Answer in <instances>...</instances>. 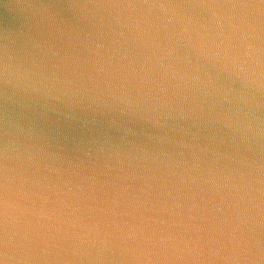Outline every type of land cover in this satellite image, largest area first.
Instances as JSON below:
<instances>
[{"label": "water", "instance_id": "95a60500", "mask_svg": "<svg viewBox=\"0 0 264 264\" xmlns=\"http://www.w3.org/2000/svg\"><path fill=\"white\" fill-rule=\"evenodd\" d=\"M0 264H264V0H0Z\"/></svg>", "mask_w": 264, "mask_h": 264}]
</instances>
